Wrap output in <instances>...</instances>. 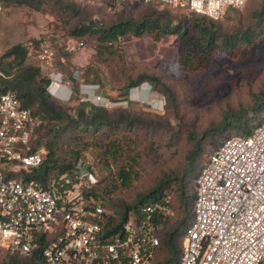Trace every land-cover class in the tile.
I'll return each instance as SVG.
<instances>
[{
    "label": "built area",
    "instance_id": "1",
    "mask_svg": "<svg viewBox=\"0 0 264 264\" xmlns=\"http://www.w3.org/2000/svg\"><path fill=\"white\" fill-rule=\"evenodd\" d=\"M246 1L143 0L215 21ZM1 16L0 1V23ZM82 48L81 41L69 40L64 51L75 54ZM35 60L50 80L48 93L70 102L73 92L56 71V55L46 39ZM73 77L78 79L79 72ZM99 90L98 84L81 83L77 104L114 107ZM134 92L130 98L138 96ZM43 123L0 90V254L28 257L40 249L44 264H152L159 241L151 220L156 213L171 214L168 193L162 202L145 205L142 219L129 216L106 237L99 221L114 213L87 196L97 184L89 159H78L67 173L45 180L19 176L20 169L30 171L42 161L31 141ZM195 185L193 219L178 264H264V117L249 135L227 138L211 152Z\"/></svg>",
    "mask_w": 264,
    "mask_h": 264
},
{
    "label": "rangeland",
    "instance_id": "2",
    "mask_svg": "<svg viewBox=\"0 0 264 264\" xmlns=\"http://www.w3.org/2000/svg\"><path fill=\"white\" fill-rule=\"evenodd\" d=\"M50 1L45 0L42 8L33 9L19 0H1L3 20L0 54L8 47L22 43L28 48L27 64L38 66L35 51H38L40 41L46 39L55 52L56 71L62 75L64 85L67 84L73 92L69 75H73L74 71L81 72L82 80L78 83L98 84L101 95L104 94L116 103L107 109L112 116L117 118L120 113V116L126 114L127 118L133 119L131 126L115 124L117 129L132 131V136L130 134L127 137L135 141L132 156L135 155L136 177L132 181L133 189L128 190L130 194H143L158 181L165 179L170 171L175 173L177 167H185V156L192 149L189 143L191 137L204 138V134L211 133L210 129L217 126L227 112L246 107L252 103V95L264 92V14L256 16L261 12L264 0H247L240 7L225 11L217 24L223 37L237 34V42L231 48L233 54H227L219 48L208 57L203 70L194 72L180 68L179 46L183 42L180 43L176 35L122 37L113 44L112 53L106 52L98 58L91 41L87 43L76 40L83 42V48L75 54H67L64 46L73 40L66 36L64 27L54 15L56 7H53V13L50 12L49 6L54 5ZM64 1L74 3L87 20L102 26L118 20L139 19L153 10L152 5L143 0ZM155 9L170 18L173 26L177 23L190 25L189 21L192 20L188 12L160 7ZM242 32L248 35L253 33L256 38L248 43L240 39L239 33ZM186 42L201 44L199 32L186 37ZM143 74L156 77L168 86L174 101L161 95L159 87L152 88L146 80L130 88L125 101L121 94L128 80ZM134 90L139 92L138 96L136 94L135 98H130ZM51 98L58 105L70 109V112L79 106L74 96L70 102L56 99L52 95ZM220 132L217 128L214 130V133ZM207 139L202 142L204 161L214 148L209 144L204 149ZM220 139L216 140L215 147L221 142ZM86 157L91 161L90 155ZM129 193L121 194L122 198ZM165 193L170 194V189ZM106 208L114 213L111 208Z\"/></svg>",
    "mask_w": 264,
    "mask_h": 264
},
{
    "label": "trees",
    "instance_id": "3",
    "mask_svg": "<svg viewBox=\"0 0 264 264\" xmlns=\"http://www.w3.org/2000/svg\"><path fill=\"white\" fill-rule=\"evenodd\" d=\"M4 1L13 2L14 0ZM19 2L32 6L33 9H39L45 5L43 4L45 0H37L36 3L31 0H19ZM50 2L54 3L49 6L50 12L53 13V7H56L54 15L64 27L66 36L69 39L87 43L91 41L90 44L92 43L96 58L106 52L112 53L113 44L122 37L129 35L141 37L144 34L157 37L176 35L178 41L183 42L179 46L180 68L186 72H194L203 70L208 57L219 48L232 55L231 48L237 42L236 33L227 37L222 36L217 20L195 15L186 10L163 8L188 12L191 16L190 25L177 23L173 26L170 18H166L155 9L160 7L155 3L148 4L152 5L153 10L139 19L118 20L110 25L102 26L95 21L87 20L72 2L64 0H51ZM260 10L259 14L255 13L256 16L264 14V5ZM2 20L3 5L0 29ZM196 31L199 32L201 44L186 42V37L194 35ZM239 35L240 39L248 43L256 38L253 33L248 35L242 32ZM35 44L38 43L35 42ZM27 56L28 48L22 43L8 47L0 54V72L5 77L0 79V90L10 92L21 108L40 116L44 121L43 125L36 129L31 141L32 150L40 152L42 161L37 168L30 171L20 169L19 176L45 180L49 176L67 173L78 159H85L87 154L90 155L97 184L87 193V196L100 201L114 211L113 217L101 218L99 221L106 230V237L117 233L129 216H133L136 221L142 219L144 216L141 209L147 204L162 202L165 191L170 189L167 206L171 214L156 213L151 220L159 241L152 264H178L182 252V241L193 219L195 181L207 160L206 158L204 161L202 142L208 138V142H205V147L204 144L203 147L206 149L210 144L214 147L211 150L213 152L227 138L249 135L264 115V92L252 95V103L246 107H240L235 112H227L219 124L210 129L211 133L204 134V138L202 136L198 139L191 137L189 143L192 149L185 156V167L180 169L177 167L175 173L170 171V174L165 175V179L158 181L143 194H130L128 190L133 189L132 181L136 177L135 155L132 156L135 141L127 137L132 131L117 129L115 124L122 123L131 126L133 119L127 118L126 114L120 116V113L116 118L107 109L90 108V105L86 103H80L72 114L70 109L58 105L51 98L47 91L50 84L49 78L39 66L27 64ZM79 74L78 80L73 77L72 73L69 75L73 96L76 99L81 84L78 81L82 80V73ZM144 80L149 82L154 89L158 86L161 95L174 101V96L168 86L161 83L158 78L144 74L128 80L121 94L125 97V101L128 97V90ZM122 96L120 98H123ZM216 128L222 132L214 133ZM229 133L231 135L227 136ZM219 138L221 142L215 147L216 140ZM200 163L203 164L197 168ZM125 193L129 194L122 198L121 194ZM0 264H44V261L38 249L28 257L1 253Z\"/></svg>",
    "mask_w": 264,
    "mask_h": 264
},
{
    "label": "bare ground",
    "instance_id": "4",
    "mask_svg": "<svg viewBox=\"0 0 264 264\" xmlns=\"http://www.w3.org/2000/svg\"><path fill=\"white\" fill-rule=\"evenodd\" d=\"M136 97V94H132V98H135Z\"/></svg>",
    "mask_w": 264,
    "mask_h": 264
}]
</instances>
